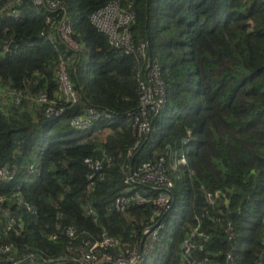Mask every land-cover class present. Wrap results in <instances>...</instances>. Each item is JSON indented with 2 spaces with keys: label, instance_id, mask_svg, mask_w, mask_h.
I'll return each instance as SVG.
<instances>
[{
  "label": "trees",
  "instance_id": "trees-1",
  "mask_svg": "<svg viewBox=\"0 0 264 264\" xmlns=\"http://www.w3.org/2000/svg\"><path fill=\"white\" fill-rule=\"evenodd\" d=\"M57 1L75 53L54 29L60 12L0 0V168L14 172L0 182V248L12 247L0 264H92L83 256L94 245L96 259L111 258L98 264H117L153 210L115 209L133 193L127 170L168 151L172 203L138 264H264V0ZM113 3L135 18L128 54L91 22ZM62 61L77 97L70 104L57 92ZM148 64L160 69L164 105L132 150ZM40 95L61 114L48 116ZM87 109L102 115L77 130L72 120ZM174 155L187 165L170 170ZM9 218L21 228L7 231Z\"/></svg>",
  "mask_w": 264,
  "mask_h": 264
},
{
  "label": "built area",
  "instance_id": "built-area-1",
  "mask_svg": "<svg viewBox=\"0 0 264 264\" xmlns=\"http://www.w3.org/2000/svg\"><path fill=\"white\" fill-rule=\"evenodd\" d=\"M37 7L46 6L49 11L62 14L61 19L58 21L56 32L59 41L65 46L67 51H79V44L73 37L71 23L65 14V6L57 0H33ZM134 16L127 10H122L117 4H109L103 9L99 10L91 17L92 24L107 37V40L115 49H119L128 54L133 49V43L129 35V29ZM144 46H141L140 51H143ZM65 61H62L57 72V87L58 95L65 103H74L77 99L76 93L69 80L66 71ZM139 112L133 120V129L137 137L132 150L137 148L139 141L149 135L152 130L153 118L158 114L164 105V87L160 78V69L156 64H148L144 76L139 80ZM39 103L48 104L45 113L49 115L58 116L62 110L56 111L45 95H40L36 100ZM17 102V101H16ZM18 103V102H17ZM102 115L93 109H87L85 115L77 117L72 120L71 125L77 130H85L89 128L91 122L98 116ZM131 150V151H132ZM131 151L128 155H131ZM169 152V151H168ZM160 156L154 162H143L136 169L127 170L124 183L133 191L131 195L117 197L114 200V207L117 211L123 212L128 205L134 203L138 206L146 205L153 208L151 218L148 220V225L143 229L141 234L140 243L131 250L126 249L122 255L115 258L117 264H138L148 251L152 248L153 244L158 240V233L161 229V218L166 211L170 208L172 203V189L173 181L167 174V161L166 156ZM89 163L88 160L85 161ZM187 161L183 155H174L172 164L169 169L175 171L177 166H186ZM98 164H95V168ZM14 178V172L9 171L8 168H0V182L9 183ZM217 196V193H216ZM13 198L18 199V203L30 210V207L25 203L17 194ZM211 195H207L210 200ZM6 201L0 195V204ZM4 214H7L4 211ZM13 227L21 228V224H17L14 218H9L6 229L7 231ZM69 235L72 232L69 231ZM55 239V237H53ZM103 244L114 245L117 242H112L105 239ZM96 245L92 246L88 253L83 256L84 261H92V264H98L100 261H110L111 258L103 255L101 258L96 259L92 255L93 249ZM12 247L6 246L0 248V252L7 253ZM193 249L192 242H185V254ZM230 257H228L229 259Z\"/></svg>",
  "mask_w": 264,
  "mask_h": 264
},
{
  "label": "rangeland",
  "instance_id": "rangeland-1",
  "mask_svg": "<svg viewBox=\"0 0 264 264\" xmlns=\"http://www.w3.org/2000/svg\"><path fill=\"white\" fill-rule=\"evenodd\" d=\"M122 10H126V9H122ZM128 11V10H127ZM130 14H132L133 15V13L132 12H130V11H128ZM134 16V15H133ZM134 20H135V18H134ZM134 20H133V22H134ZM132 22V23H133ZM132 23H131V25H132ZM57 25H58V22H57V24L55 23L54 24V29L56 30V27H57ZM131 27V26H130ZM129 35H130V32H129ZM130 38H131V36H130Z\"/></svg>",
  "mask_w": 264,
  "mask_h": 264
}]
</instances>
